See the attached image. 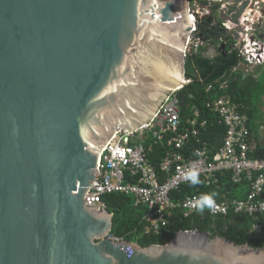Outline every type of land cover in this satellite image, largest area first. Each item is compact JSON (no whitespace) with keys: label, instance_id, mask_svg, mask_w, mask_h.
<instances>
[{"label":"water","instance_id":"water-1","mask_svg":"<svg viewBox=\"0 0 264 264\" xmlns=\"http://www.w3.org/2000/svg\"><path fill=\"white\" fill-rule=\"evenodd\" d=\"M248 8L264 0L212 1L221 49ZM193 27L190 0H0V264H264V248L220 235L114 240V214L84 202L117 128L192 82Z\"/></svg>","mask_w":264,"mask_h":264},{"label":"built area","instance_id":"built-area-1","mask_svg":"<svg viewBox=\"0 0 264 264\" xmlns=\"http://www.w3.org/2000/svg\"><path fill=\"white\" fill-rule=\"evenodd\" d=\"M192 1L195 8H190V18L194 27L187 37L185 57L202 47L212 46L211 40L205 38L200 30V24L205 16L212 13V1L222 0H207L204 4L200 0ZM223 25L230 30L242 27L233 48L238 52L240 61L233 69L242 64L246 73L254 74L255 67L264 65V39L260 31V28H264V14L258 8H248L240 18L239 25L230 20ZM221 44L219 41V46ZM228 86V79L221 82V88L226 89ZM181 88L174 89L167 96L168 100L161 104L149 124L136 130L117 128L114 138L101 150L98 165L101 174L97 175L93 186L84 195V202L88 206L99 207L97 209L101 212L107 210L103 198L105 195H132L135 205L145 208L146 234H159L168 225L169 215L177 208H182L185 216L203 209H209L213 215H227L230 210L247 213L256 219L252 231H262L264 224L257 220L264 214V157L255 158L251 155L254 151L252 133L242 104L233 102L228 94L208 103V107L217 113L219 123L226 127L221 147L213 152L203 140L202 129L207 128V120L199 121L198 109L194 110V117L187 121L188 124H182V102L177 96ZM192 139H197L198 143L193 153L181 152ZM159 144L169 148L158 169L150 153ZM226 172L231 173L235 183H249L250 190L246 198L222 202L210 198L211 204L202 195L187 196L179 201L172 198L174 191L180 190L190 181L201 179L207 185L217 184L220 176Z\"/></svg>","mask_w":264,"mask_h":264},{"label":"trees","instance_id":"trees-1","mask_svg":"<svg viewBox=\"0 0 264 264\" xmlns=\"http://www.w3.org/2000/svg\"><path fill=\"white\" fill-rule=\"evenodd\" d=\"M203 4L207 0H200ZM202 30V27H200ZM205 38L219 44L214 38L205 34ZM264 38V32H263ZM191 52L186 57V77L192 82L182 87L177 93L182 102V124L194 117V110L198 109L199 121L207 120V128L202 129L203 140L207 142L211 151L216 152L222 145L226 135V127L219 123L218 115L208 107V103L228 94L235 103L242 104V110L248 116V126L252 136L256 134V147L252 157L263 158L264 146L259 142V131L264 124V67L258 68V75L250 74L246 79L231 76L232 68L238 65L240 57L235 49L228 51L218 45V54L213 59L203 56V50ZM229 80V86L221 88V82ZM212 86L209 89V86ZM159 144L154 146L150 157L158 167L169 148ZM198 145L197 139H192L188 146L180 150L185 154L193 153ZM171 148V147H170ZM160 173V170H159ZM250 190L249 183H235L230 172L220 176L217 184L207 185L204 181L196 180L184 184L180 190L172 193L174 201L183 200L187 196L202 195L214 198L219 202L226 199L246 198ZM107 210L114 214V224L111 235L122 240L135 242L143 247L153 244L169 242L181 231L197 230L212 237L217 235L228 238L237 244H249L254 248H264V228L260 232H253L252 227L256 219L247 213H237L230 210L227 215L211 214L209 209H203L185 216L182 208H177L169 215V223L163 227L159 234L145 233V210L135 205L132 195L123 193L107 194L104 197ZM264 224V214L259 220Z\"/></svg>","mask_w":264,"mask_h":264},{"label":"crops","instance_id":"crops-1","mask_svg":"<svg viewBox=\"0 0 264 264\" xmlns=\"http://www.w3.org/2000/svg\"><path fill=\"white\" fill-rule=\"evenodd\" d=\"M260 31H261V37H263V32H264V28H260ZM264 39V38H263ZM218 41V40H216ZM219 42V41H218ZM212 46H209V47H204L205 49L203 50V56L207 57V58H210V59H213L214 57L217 56L218 54V45L217 43H211ZM216 44V46H214ZM216 49V50H215ZM186 59V57H185ZM259 67H264L263 66H257L255 67V73L253 74L255 77H257L258 75V68ZM237 69H231L232 72L230 73L232 77L234 78H237V77H240L242 79H246L248 76H250V74L246 73V70L243 68V65H239L238 67H236ZM185 75H186V70H185ZM264 110V107L262 108ZM259 142L261 143L260 145H263L264 146V130L260 129L259 133ZM252 144L254 146V148L256 147V144H257V141H256V134L252 136Z\"/></svg>","mask_w":264,"mask_h":264},{"label":"flooded vegetation","instance_id":"flooded-vegetation-1","mask_svg":"<svg viewBox=\"0 0 264 264\" xmlns=\"http://www.w3.org/2000/svg\"><path fill=\"white\" fill-rule=\"evenodd\" d=\"M217 15V12H215L213 9H212V13L208 16H205L202 21H201V27H202V30H204V33L209 35L210 37L214 38L216 40V36L217 34H214V29L211 28V26L207 23V19L210 18V17H213Z\"/></svg>","mask_w":264,"mask_h":264},{"label":"rangeland","instance_id":"rangeland-1","mask_svg":"<svg viewBox=\"0 0 264 264\" xmlns=\"http://www.w3.org/2000/svg\"><path fill=\"white\" fill-rule=\"evenodd\" d=\"M190 8H191L192 10H194V8H195V6H194V1H192V0H190ZM215 46H216V44H215Z\"/></svg>","mask_w":264,"mask_h":264},{"label":"clouds","instance_id":"clouds-1","mask_svg":"<svg viewBox=\"0 0 264 264\" xmlns=\"http://www.w3.org/2000/svg\"><path fill=\"white\" fill-rule=\"evenodd\" d=\"M204 199H205L209 204H211V200H210V198L205 197Z\"/></svg>","mask_w":264,"mask_h":264}]
</instances>
